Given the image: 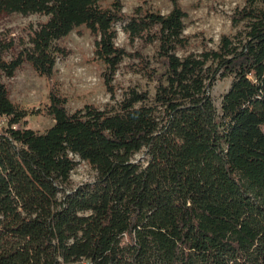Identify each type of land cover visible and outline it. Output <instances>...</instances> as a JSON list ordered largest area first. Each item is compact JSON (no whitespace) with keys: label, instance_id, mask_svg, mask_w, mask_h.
<instances>
[{"label":"trees","instance_id":"16d2710c","mask_svg":"<svg viewBox=\"0 0 264 264\" xmlns=\"http://www.w3.org/2000/svg\"><path fill=\"white\" fill-rule=\"evenodd\" d=\"M169 2L127 15L122 0H0V19L45 18L0 33V264H264V0H244L233 33L192 52ZM81 27L107 78L132 60L153 94L129 87L112 106L69 112L52 87L53 124L26 128L3 80L24 64L51 80L60 41ZM225 77L217 110L211 89ZM78 161L96 178L71 188Z\"/></svg>","mask_w":264,"mask_h":264},{"label":"rangeland","instance_id":"374dc122","mask_svg":"<svg viewBox=\"0 0 264 264\" xmlns=\"http://www.w3.org/2000/svg\"><path fill=\"white\" fill-rule=\"evenodd\" d=\"M123 11L130 15L134 8L144 6L166 14L171 9L169 0H122ZM184 11V34L189 38L186 52L199 51L201 44L207 48H215L223 34H231L230 16L236 9L244 5V0H179ZM45 18L33 15L22 17L12 15L0 19V33H10L17 36L30 23L43 21ZM116 45L128 52L133 51L120 25H116ZM94 37L84 28L72 31L60 41V46L66 51V56L56 62L53 78L47 80L38 76L28 64L18 69L11 79H4L10 100L25 109L29 115L25 127L38 133L51 127L53 121L42 113L48 103V94L52 87L66 99V108L73 112L84 105H94L100 109L112 106L119 101L129 87L136 86L141 91L153 94L154 83L142 75L135 73L132 60L125 59L116 73L109 79L106 70L94 56ZM145 54H152L147 48ZM185 52H178L179 55ZM231 78H218L211 89V97L217 110L220 108L222 95L228 90ZM38 115H32L34 112ZM145 151L142 150L132 157L135 164L144 165ZM78 160V159H77ZM96 178L95 171L86 163L78 161L77 167L70 175L71 188L92 183Z\"/></svg>","mask_w":264,"mask_h":264}]
</instances>
